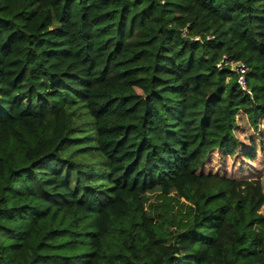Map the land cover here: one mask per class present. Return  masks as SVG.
Returning <instances> with one entry per match:
<instances>
[{"label":"trees","instance_id":"trees-1","mask_svg":"<svg viewBox=\"0 0 264 264\" xmlns=\"http://www.w3.org/2000/svg\"><path fill=\"white\" fill-rule=\"evenodd\" d=\"M244 117L264 0H0V264H264L263 179L205 171Z\"/></svg>","mask_w":264,"mask_h":264},{"label":"rangeland","instance_id":"rangeland-1","mask_svg":"<svg viewBox=\"0 0 264 264\" xmlns=\"http://www.w3.org/2000/svg\"><path fill=\"white\" fill-rule=\"evenodd\" d=\"M238 138L242 145L240 148L241 153L234 159L216 153L206 165L205 171L238 179L261 178L264 181V122L256 131L249 127L245 118L244 121L240 122ZM251 142H255L258 148V157L255 162H250L243 156V152L249 148ZM158 194L159 192L150 193L146 198V209L150 215H153L152 205L157 203L156 197ZM262 213L264 214V209Z\"/></svg>","mask_w":264,"mask_h":264},{"label":"built area","instance_id":"built-area-1","mask_svg":"<svg viewBox=\"0 0 264 264\" xmlns=\"http://www.w3.org/2000/svg\"><path fill=\"white\" fill-rule=\"evenodd\" d=\"M218 68L220 70L223 68H229L230 71L236 74L237 83L241 90L250 93L246 85V74L249 72V67L247 65L242 62L230 60L228 57H224V60L218 65Z\"/></svg>","mask_w":264,"mask_h":264}]
</instances>
